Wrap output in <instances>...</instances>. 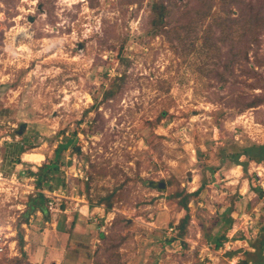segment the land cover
Masks as SVG:
<instances>
[{
    "label": "rangeland",
    "instance_id": "rangeland-1",
    "mask_svg": "<svg viewBox=\"0 0 264 264\" xmlns=\"http://www.w3.org/2000/svg\"><path fill=\"white\" fill-rule=\"evenodd\" d=\"M235 1H171L154 32L152 0H0V264L253 256L264 161L206 170L184 237L175 230L185 214L176 193L200 187L225 139L264 142V102L240 110L264 94V24L237 43L226 36L244 30L241 5L264 0ZM38 192L55 199L50 218L38 210L22 222Z\"/></svg>",
    "mask_w": 264,
    "mask_h": 264
},
{
    "label": "trees",
    "instance_id": "trees-1",
    "mask_svg": "<svg viewBox=\"0 0 264 264\" xmlns=\"http://www.w3.org/2000/svg\"><path fill=\"white\" fill-rule=\"evenodd\" d=\"M171 1L175 0H152L151 3V12H152V17L150 19L151 22V28L152 31L154 32H161L162 29L166 26L167 23V17L169 16L171 9L169 8V3ZM232 1V0H231ZM238 3V0L235 1ZM240 2V0H239ZM211 6V4H210ZM241 14L239 19H237L240 23V26L244 28V33L243 31H239L238 34L236 33L235 35L232 34V32H227L226 36H230L236 40H239L243 35L245 34V30L252 28L254 31L258 29V27L262 26L264 24V9L257 8V6L247 4L245 3L243 6L241 5ZM229 18V17H227ZM232 21V20H231ZM234 21V20H233ZM231 28V27H230ZM232 29V28H231ZM246 35V34H245ZM225 36V37H226ZM247 54V51L246 53ZM258 87H263L264 85L262 84H256ZM264 102V94L258 95L254 97L252 100L244 102L243 104L240 103V110H245L249 107H255ZM66 145L59 144L57 145L58 150H62ZM19 153L24 152L21 146H19V149L17 150ZM217 156L219 157V165L217 166H212V165H204L203 169L204 172L202 173L201 179V185L200 187L193 192H177V195H181L179 199V204L182 208L185 209V214L181 218L178 227H175V230L177 231V234L180 237H184V234L186 232L187 224L190 221V212H189V203L194 198L195 196H198L199 192L206 186L207 184V176H206V170L210 171V175L212 176L216 170H218L219 167H224L227 166L228 164L235 163V164H240L243 166L244 169H246V164L248 160H254L256 162H261L264 161V142L263 143H258L254 141H247V142H239L235 140L234 138L231 139H225V142L222 145H219L217 147ZM246 156L247 161H240L241 156ZM45 165H42L41 168L39 169L37 174V179H36V187L37 188H42L43 184L42 182L47 178V173L45 170ZM32 174H34L32 172ZM161 183L166 184L165 181H160ZM155 185V183H152ZM262 194H264V189L262 188ZM49 201L44 193L38 192L36 196L31 197L29 203H28V208L24 211V220L22 222H27L28 217L30 214H32L35 211H41L45 217L50 218L49 216V210L47 208L46 202ZM112 206L111 200L107 198V210L110 209ZM233 219L232 217H229L226 226L230 227L232 225ZM21 223V222H20ZM18 240L21 242V245L24 243L23 241V232H18ZM260 239L256 241H251V244L253 245L255 251L253 253V256H250L247 261L249 260L252 264H264V226L262 231L259 233ZM225 234H222L218 240L216 241V246L219 247L223 239H225ZM119 246V243L113 244V247ZM247 261H242L241 264ZM15 264H32L29 261L23 260V258H17Z\"/></svg>",
    "mask_w": 264,
    "mask_h": 264
},
{
    "label": "built area",
    "instance_id": "built-area-1",
    "mask_svg": "<svg viewBox=\"0 0 264 264\" xmlns=\"http://www.w3.org/2000/svg\"><path fill=\"white\" fill-rule=\"evenodd\" d=\"M83 177H84V175L80 176L79 178L82 179ZM86 179H87V177H86ZM262 188L264 189V182H262ZM55 195H57V194L55 193ZM50 198L51 199H49V201H48L49 202V205L47 207L50 210H53L54 207H55L56 202H55V199L53 197H50ZM169 229L170 230H174V227L172 226ZM1 240H2V236H0V253L4 250V247L3 246H5L4 243Z\"/></svg>",
    "mask_w": 264,
    "mask_h": 264
},
{
    "label": "water",
    "instance_id": "water-1",
    "mask_svg": "<svg viewBox=\"0 0 264 264\" xmlns=\"http://www.w3.org/2000/svg\"><path fill=\"white\" fill-rule=\"evenodd\" d=\"M162 185H164V183H161Z\"/></svg>",
    "mask_w": 264,
    "mask_h": 264
},
{
    "label": "bare ground",
    "instance_id": "bare-ground-1",
    "mask_svg": "<svg viewBox=\"0 0 264 264\" xmlns=\"http://www.w3.org/2000/svg\"><path fill=\"white\" fill-rule=\"evenodd\" d=\"M246 190V189H245Z\"/></svg>",
    "mask_w": 264,
    "mask_h": 264
},
{
    "label": "flooded vegetation",
    "instance_id": "flooded-vegetation-1",
    "mask_svg": "<svg viewBox=\"0 0 264 264\" xmlns=\"http://www.w3.org/2000/svg\"><path fill=\"white\" fill-rule=\"evenodd\" d=\"M160 182V181H159Z\"/></svg>",
    "mask_w": 264,
    "mask_h": 264
}]
</instances>
